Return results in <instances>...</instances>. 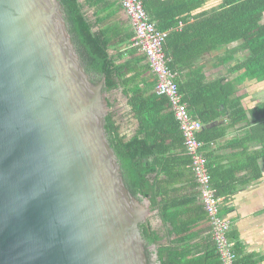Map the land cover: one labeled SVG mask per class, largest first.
<instances>
[{
    "label": "water",
    "instance_id": "95a60500",
    "mask_svg": "<svg viewBox=\"0 0 264 264\" xmlns=\"http://www.w3.org/2000/svg\"><path fill=\"white\" fill-rule=\"evenodd\" d=\"M59 0H0V264H148Z\"/></svg>",
    "mask_w": 264,
    "mask_h": 264
},
{
    "label": "trees",
    "instance_id": "16d2710c",
    "mask_svg": "<svg viewBox=\"0 0 264 264\" xmlns=\"http://www.w3.org/2000/svg\"><path fill=\"white\" fill-rule=\"evenodd\" d=\"M205 1L142 0L156 28L169 30L163 49L170 69L179 73V65L185 67L188 63V67H191V60L214 53L215 66H225L227 72L235 75L232 79L228 75H220L212 82L197 84L177 82L190 115L202 123L198 138L207 143L222 137L225 133L223 124L207 125L219 120L224 109H228L231 110L229 116L233 124L246 118L251 122L247 140L258 143L264 154V0H220L209 11L192 15L191 11L202 7ZM59 2L73 45L91 81L97 82L104 78L103 90L107 93L121 88L138 121L134 134L127 137L121 132L115 113L110 109L105 116L104 129L128 192L139 201L148 200L149 207L158 208L160 212L163 225L159 229L153 228L148 219L139 225L145 241L147 263L201 264L199 259L205 261V258H189L188 253L179 246L181 240H184L180 235L186 228L182 226L181 218L173 212L171 205L164 200V187L167 184V180L164 181V168L169 160L164 150V105L169 107L168 117L175 130L173 144L186 156L184 164L189 167L191 158L166 96L155 91L156 75L149 61L144 55L142 59L147 60L145 64L140 63V58L134 63L117 62V57L109 53L107 41L92 30V24L82 10V3L78 0ZM88 3L90 6H98V0H88ZM190 16L194 17L193 22L189 21ZM179 21L184 26L175 30ZM244 82L260 83L263 86L258 98L252 100L253 105L248 108L250 118L242 109L241 99L244 94L242 97L236 95L238 87ZM251 93L247 91L245 95L250 97ZM108 107L111 108L109 99ZM202 151L209 156L203 146ZM207 167L209 171L208 162ZM221 193L219 188L216 189L217 195ZM228 238L231 239L230 236ZM212 244L214 250H211V255L215 256L213 264H220L213 241ZM233 247L235 250V245ZM236 264H239L237 259Z\"/></svg>",
    "mask_w": 264,
    "mask_h": 264
},
{
    "label": "crops",
    "instance_id": "0c3cea01",
    "mask_svg": "<svg viewBox=\"0 0 264 264\" xmlns=\"http://www.w3.org/2000/svg\"><path fill=\"white\" fill-rule=\"evenodd\" d=\"M78 1L82 3V10L92 24V30L107 41L109 53L117 57V62L134 63L136 59L144 57V53L133 45V26L115 0H98V6H90L88 0ZM219 2L220 0H206L202 7L193 9L191 14L209 11ZM194 20L193 16L189 17L190 22ZM183 26L184 23L179 21L174 29L180 30ZM162 31L168 36L169 30ZM215 61L216 56L213 53L191 60V67H188L187 62L185 67L178 64L181 69L179 73L174 71L176 83L179 81L181 84L184 82L197 84L212 82L220 75H228L230 79L235 76L227 72L225 66H215ZM145 62L147 63V60L144 58L140 63L145 64ZM260 85V83L244 82L240 88L238 87L236 95L242 97L244 94L241 99L244 111L247 112L253 105L251 101L258 98L259 90L263 88ZM118 90L124 95L121 88ZM247 91L253 92L250 97L245 95ZM124 96L130 119L124 121L120 130L130 137L137 129L138 121L127 103V96ZM221 108H223L222 105ZM168 112L169 107L164 105V150H166V158L170 160L166 162L168 164L164 168V181L167 180L164 187V200L171 205L173 212L181 218L182 226L186 228L182 236L180 235L184 240H181L179 246L188 253L189 258L202 257L205 261L199 259L201 264H213L215 256L211 255V250L214 249L210 237V224L203 209H199L202 206L199 190L191 168L184 164L186 156H183L179 147L172 142L175 130L169 120ZM229 113L231 110L224 109L219 120L207 125L209 127L215 123L223 124L225 133L216 141L207 143L202 141L203 149L206 154H209L206 156L212 185L222 192L221 212L231 221L228 236L235 245L237 261L239 264H264V154L258 143L247 140L251 122L246 118L233 124ZM246 115L250 118L248 112ZM149 210L148 221L153 228L159 229L163 225L159 209L149 207ZM165 225L164 223V233Z\"/></svg>",
    "mask_w": 264,
    "mask_h": 264
},
{
    "label": "built area",
    "instance_id": "2783aa9c",
    "mask_svg": "<svg viewBox=\"0 0 264 264\" xmlns=\"http://www.w3.org/2000/svg\"><path fill=\"white\" fill-rule=\"evenodd\" d=\"M128 16L133 29V45L146 56L156 75L155 91L166 96L170 109L179 123L184 137L187 154L191 158L190 168L199 190V199L210 224L211 239L218 251L220 264H236L237 255L232 241L228 238L231 221L221 212V197L211 182L207 167V156L202 151L203 143L198 138L202 123L193 118L183 101L176 72L168 66L163 44L167 33L156 28L146 12L142 0H117Z\"/></svg>",
    "mask_w": 264,
    "mask_h": 264
},
{
    "label": "rangeland",
    "instance_id": "374dc122",
    "mask_svg": "<svg viewBox=\"0 0 264 264\" xmlns=\"http://www.w3.org/2000/svg\"><path fill=\"white\" fill-rule=\"evenodd\" d=\"M105 93H106V98L109 99L111 104V108H109V110L112 109V111L115 113V118L121 127L124 124V121H128L130 119V112L126 110L128 108L125 104V96L118 89ZM130 131L127 132L131 133ZM139 204H141L144 207L146 206L144 200L140 201ZM146 217H147L146 219H150L149 212L147 213Z\"/></svg>",
    "mask_w": 264,
    "mask_h": 264
}]
</instances>
